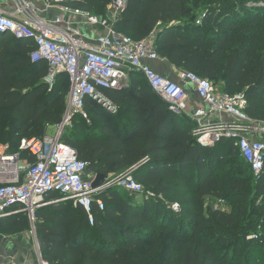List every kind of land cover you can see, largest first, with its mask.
Returning a JSON list of instances; mask_svg holds the SVG:
<instances>
[{
	"label": "trees",
	"instance_id": "obj_1",
	"mask_svg": "<svg viewBox=\"0 0 264 264\" xmlns=\"http://www.w3.org/2000/svg\"><path fill=\"white\" fill-rule=\"evenodd\" d=\"M111 1L66 4L104 16ZM113 27L133 39L154 33L161 59L222 93H243L248 117L264 123V0H127ZM32 49L30 40L0 33V144L31 162L20 140L41 138L58 124L69 91L63 72L49 85L47 63L32 62ZM128 77L129 87L99 89L114 113L87 97L89 121L75 115L60 140L94 176L110 178L138 164L133 177L143 192L118 186L98 192L104 209L94 210L92 225L68 201L38 208L34 230L42 258L50 264H264V232L258 230L264 226V165L257 178L248 166L250 175L231 176L245 163L232 142H220H229L226 152H213L220 143L202 148L192 123L171 112L140 74ZM206 197L230 209L205 205ZM12 223L29 225L23 212Z\"/></svg>",
	"mask_w": 264,
	"mask_h": 264
},
{
	"label": "built area",
	"instance_id": "obj_2",
	"mask_svg": "<svg viewBox=\"0 0 264 264\" xmlns=\"http://www.w3.org/2000/svg\"><path fill=\"white\" fill-rule=\"evenodd\" d=\"M40 1L42 10L25 0L17 1L11 11L0 5V33L30 40V60L47 63L46 80L52 81L59 72L67 75L68 97L61 121L52 127V134L46 132L41 138L20 140L19 150H27L33 162L22 159L18 151L8 152L7 145H0V217L25 212L34 228L38 208L71 201L84 211L87 223L92 225L94 210L104 209L103 201L96 199L98 192L112 186L129 193L143 192L142 185L133 177L138 164L93 188L95 176H88L87 163L78 159L72 146L60 140L72 127L75 115L87 119V97L113 110L99 89L121 88L130 72L140 74L171 112L192 123V134L199 146L213 148L222 141H230L253 176H259L264 165V123L248 117L244 94L222 93L209 80L191 72L180 70L177 80H170L153 69L150 63L161 59L155 50L154 33L133 39L113 27L127 0L111 1L104 16L66 5L65 0ZM54 5L68 17L43 19L40 12ZM85 26L94 28L89 39L81 30ZM54 194L57 196L51 198ZM221 204L223 201L217 200L213 207L219 208ZM170 208L178 211L179 205L173 203ZM36 248L38 264H50L42 258L38 244Z\"/></svg>",
	"mask_w": 264,
	"mask_h": 264
},
{
	"label": "crops",
	"instance_id": "obj_3",
	"mask_svg": "<svg viewBox=\"0 0 264 264\" xmlns=\"http://www.w3.org/2000/svg\"><path fill=\"white\" fill-rule=\"evenodd\" d=\"M17 1H21V0H0V5L4 9H6V11H11V9L14 7ZM25 1L34 3V5L39 10L43 9V5L40 0H25ZM67 1H71V0H65V4ZM40 14H41V17L45 20H52L53 18L57 16H61V15L68 17L67 15H65V12H63L58 7V5H54L50 10L42 11L40 12ZM81 30L86 39H89L90 38L89 36H91V34L94 32V28H90L88 26L81 28ZM150 65L152 66L153 69H155L158 73L165 76L167 79L177 80L178 73L180 72V70L176 68L175 66H173L172 64H170L169 62H167L166 60L160 59L158 61L150 63ZM129 82L130 80L128 77V79L123 83V86L121 88L114 89V90H120V89L129 87V84H130ZM105 99H106L105 102L107 103V105H110L113 110H109L106 106L104 107L102 105V102L99 104L103 106L106 110H109L111 113H114L115 106L111 102H109L106 97ZM224 118L225 117H223V119ZM86 120L89 121V119H86ZM182 121L188 123V121H186V119L184 118H182ZM126 169H124L123 171H125ZM60 202L48 203L45 206H43V208L49 205H55ZM68 202L71 207L76 208V206L71 201H68ZM46 212H47V209H46ZM17 214L18 213L0 217V260L3 264H38L36 245L37 244L39 245V243L37 240V236L35 234V230L30 224V222L27 228L20 227V226H14L12 222H14V220L16 219Z\"/></svg>",
	"mask_w": 264,
	"mask_h": 264
},
{
	"label": "rangeland",
	"instance_id": "obj_4",
	"mask_svg": "<svg viewBox=\"0 0 264 264\" xmlns=\"http://www.w3.org/2000/svg\"><path fill=\"white\" fill-rule=\"evenodd\" d=\"M249 5H254V4H249ZM200 10H207V8H206V6H203ZM59 73H61V72H59ZM65 79H66V78H65V76L63 75L62 78H61L60 83H61L62 81L66 82ZM46 81H47V82L49 83V85L51 86V85H52L51 82L54 81V80L50 81V80L48 79V80H46ZM219 88H220V86L217 85V89H218V90H219ZM67 97H68V90H67ZM104 107H105V106H104ZM181 119H182V118H181ZM53 131H54V129H53L52 127H49V128H47V130H46V132H48L49 134H52ZM263 133H264V132H263ZM263 136H264V135H263ZM229 142H230V141H229ZM229 142L218 144L215 148H213V152H215V153H218V152H226V151L229 149ZM0 145H1V144H0ZM2 145H6V144H2ZM7 147H8V146H7ZM231 159H232V157H229V158H227V159L225 160V162H224V164H223V169H224V170L227 169V168L229 167V164H230ZM87 174H88V176H91V175H92V174H90V173H87ZM248 175H250V171H249L247 165H246L244 162H243L242 164L237 165L236 168L234 169V171H233L232 174H231V176H241V177H246V176H248ZM110 177H111V176H110ZM215 202H216V199L209 198V197H206L205 200H204L205 205H206V204H211V203H212V205H213ZM176 203L179 204V202H176ZM219 208H221L222 210H225V211H228V210L230 209V207H229L226 203L221 204V205L219 206ZM28 226H29V225H28ZM258 230L260 231V232H259V235H262V232H264V226H263L262 230H261L260 227H258Z\"/></svg>",
	"mask_w": 264,
	"mask_h": 264
},
{
	"label": "water",
	"instance_id": "obj_5",
	"mask_svg": "<svg viewBox=\"0 0 264 264\" xmlns=\"http://www.w3.org/2000/svg\"><path fill=\"white\" fill-rule=\"evenodd\" d=\"M107 177L103 174H97L95 175L93 182H92V187L93 188H97L99 187L102 183H104L105 181H107Z\"/></svg>",
	"mask_w": 264,
	"mask_h": 264
}]
</instances>
